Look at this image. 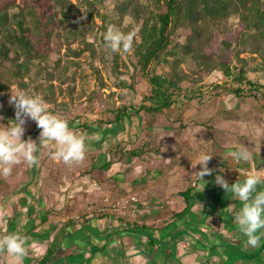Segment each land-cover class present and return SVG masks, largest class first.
I'll use <instances>...</instances> for the list:
<instances>
[{
	"label": "crops",
	"instance_id": "obj_1",
	"mask_svg": "<svg viewBox=\"0 0 264 264\" xmlns=\"http://www.w3.org/2000/svg\"><path fill=\"white\" fill-rule=\"evenodd\" d=\"M169 111L174 115L169 123L178 129L153 128L162 131L160 140H169L160 154L144 143L140 157H116L108 170H101L109 150L125 141L120 135L126 133L118 140L99 134V141L85 140L80 162L65 164L53 158L54 143L42 149L38 144L35 165L20 163L8 177L0 176V236L19 232L27 238L29 253L23 264H38L50 250L51 264H264V249L259 253L264 237L257 247L248 246L227 210L229 205L239 209L241 202L215 182L217 174L229 184L249 173L264 174L262 130L250 135L252 143L246 145L253 159L237 164L228 154L243 143L227 140L218 146L215 136L194 125L195 116L187 111L181 115L178 107ZM136 122L127 130L134 142ZM38 140L39 135L34 138ZM201 153H213L208 163L212 174L203 181L196 173L200 166H192ZM187 188L203 194L185 213L186 203L179 194ZM257 190L264 191V184ZM105 194L134 195L137 201L115 215L84 216ZM250 255L255 258L249 260ZM0 264H11L3 251Z\"/></svg>",
	"mask_w": 264,
	"mask_h": 264
},
{
	"label": "trees",
	"instance_id": "obj_2",
	"mask_svg": "<svg viewBox=\"0 0 264 264\" xmlns=\"http://www.w3.org/2000/svg\"><path fill=\"white\" fill-rule=\"evenodd\" d=\"M78 1L90 8L105 1L112 5L108 12L98 15L102 22L98 46L110 57L113 74L122 75L118 72L119 53H112L103 42V34L109 25H116L125 33L138 29L139 42L134 41L136 72L144 76L151 63L170 66L167 76L154 75L149 78L150 94L144 98L149 106L132 109V113L125 108L117 110L114 121L108 123L109 128L100 131L102 139L115 138L119 133H125L130 127L131 119L135 122V117L140 112L162 115L171 107H178L191 100L193 94L184 90L182 83L197 85L201 89L214 72L222 73L225 81L233 82V85L228 82L215 85L214 88L220 94L223 92L236 99L252 97L264 105V93L260 94L264 87L247 78V63L240 58L248 48V52L257 54L262 60L261 68L248 71L264 69V0ZM87 14L89 18L92 17L88 12ZM231 18H237L238 24L228 30L223 29ZM180 30L185 35L184 43L172 45V35ZM85 35L82 14L70 0H34L22 7L15 0H0V100L2 93L7 94L13 85L26 90L30 84L35 83L36 92H41L42 98L52 104L57 88L50 83L44 89L41 86L54 79L64 83L66 67L61 65V58L50 64L48 56L53 51L59 53L63 45L67 46V56H79L87 51L85 49H89L90 54L94 55L93 46L85 42L86 47L79 52L70 48V44L78 39L85 41ZM167 57H172L173 60L169 61ZM233 59L240 63V67H232ZM184 63L190 69L189 73L180 67ZM95 72L102 88L105 83L100 72ZM236 84L240 87L234 88ZM136 123L139 126V122ZM69 127L72 129V126ZM87 129L91 131L90 128ZM141 153L143 151L131 150L118 142L109 150V159L101 170H108L116 157L135 158L140 157ZM202 194L194 192L193 188H187L179 194L186 203L185 213L190 211L195 198ZM145 229L143 227L140 230ZM262 249L264 242L259 253ZM52 254L50 250L38 264H51ZM248 257L249 260L255 258L251 255Z\"/></svg>",
	"mask_w": 264,
	"mask_h": 264
},
{
	"label": "rangeland",
	"instance_id": "obj_3",
	"mask_svg": "<svg viewBox=\"0 0 264 264\" xmlns=\"http://www.w3.org/2000/svg\"><path fill=\"white\" fill-rule=\"evenodd\" d=\"M33 1L15 0L16 4L21 7ZM70 1L78 6L82 14L83 30L86 32L85 41L78 39L70 44V48L79 52V50L86 47L85 42L93 46L94 55L90 54L89 49H85L87 51H84L79 56L73 54L67 56L66 45L62 46L59 53L56 51L51 52L48 56V62L54 64L58 58H61V65L66 67V76L64 77V83H60L54 79L53 81L45 82L41 87L44 89L47 83H50L57 88L53 103L49 104L46 102L51 112L66 119L77 134L87 136L85 140H90V142H93V140L99 141L100 131L102 132L106 128H109L108 123L114 121L117 110L120 111L125 108L132 113V109L138 110L141 106H149V103L144 100L150 94L149 78L154 75L167 76L170 66L167 64L155 65L151 63L147 67L144 76L136 72L134 67V41L139 42V39L137 36L138 29H134L132 31L134 34L132 49L128 52H124L123 50L118 52L120 55L118 72L122 75L117 76L113 74V64L110 57L105 55L104 50L98 46L99 27L102 24L101 18L98 15L108 12L112 8V5L109 1H105L90 8L87 4L78 0ZM87 12L92 17L89 18ZM237 24L238 19L231 18L224 24L223 29L228 30ZM184 40L185 35L182 30L175 31L172 35V45H176L177 43L183 44ZM246 49V52L242 53L240 58L244 59L247 63V69L255 70L261 68V58L255 53L248 52V48ZM167 60L171 61L173 58L167 57ZM231 64L234 68L240 67V63L234 61V59ZM180 67L189 73L190 69L185 63L181 64ZM234 68L233 70H235ZM95 70L100 72L105 83L102 88H100ZM248 70L247 78L252 82L260 83L264 87V69H259L260 71L257 72H249ZM54 73L57 74V71ZM225 82L233 85L232 80L225 81L222 73L214 72L204 82L201 89H198L199 86L197 85L193 86L186 82L182 83L181 87L184 90L187 89L190 95L193 94V97L191 100L179 105L178 110H182L181 115L184 111H187L189 113L188 116H195L198 121L194 125L206 129L212 137L215 136L218 146L223 142L228 143L227 140H231L229 143H234L233 141L237 140L235 142L250 145L252 143L250 135L258 134V131L262 130L264 137V105L260 101H255L252 97L236 99L232 95H224L223 92L220 94L219 90L214 88V86L223 85ZM35 85V83L30 84L26 90L13 85L11 91L7 94L2 93V99L0 100V127L6 126L11 123L10 120L15 119V109L9 103L11 94L24 91L28 95L42 97L41 92H36L34 89ZM234 86V88L240 87L237 84ZM263 93L264 90L262 89L260 94ZM181 94H184V92ZM176 107L174 106L173 108L175 109ZM169 110L164 111L162 115L140 112L135 117V120L139 122V128L135 131L138 134V140L135 139L134 142V139L128 135L127 131L125 132L126 136H121V133H119L120 141L125 138V141H122L123 146L125 145L131 150L135 148V151H139L142 144L145 143L152 153L160 154L166 148V143L169 140H164L163 138L160 140L159 134L162 131H153V128L170 126V128L175 129L178 126L169 123L171 122L169 118L174 117L173 113ZM132 121L131 119V124L133 123ZM86 126L91 131H88ZM24 128L25 133L23 138L26 137L27 139L31 138L34 140L36 136L40 135L38 127L31 119L26 118ZM179 130L182 133L183 129L179 128ZM220 131L225 132V135L218 137ZM117 136L118 140L119 136ZM142 141L143 143H141ZM42 148L44 147L41 146Z\"/></svg>",
	"mask_w": 264,
	"mask_h": 264
},
{
	"label": "clouds",
	"instance_id": "obj_4",
	"mask_svg": "<svg viewBox=\"0 0 264 264\" xmlns=\"http://www.w3.org/2000/svg\"><path fill=\"white\" fill-rule=\"evenodd\" d=\"M134 34L121 31L116 25H109L103 34V42L112 53L121 50L128 52L133 47ZM9 103L15 109V119L0 127V176L8 177L13 166L25 163L29 167L37 163L35 153L38 148L48 143L56 145L54 159L62 160L65 164L80 162L85 157V136L77 134L69 127L68 121L49 110L46 101L38 95H28L24 91L11 94ZM27 119L35 122L40 129L38 142L31 138L23 139ZM194 138V135H193ZM213 153H201L193 167L199 165L196 173L199 179L212 174L208 167ZM228 158L234 163H247L253 159L248 146L236 144L229 152ZM215 182L225 193H230L233 200L241 202L236 209L229 205L227 210L232 213L238 231L247 238L250 247H257L264 237V191H258L259 185L264 184V174L249 173L242 182L229 184L222 175L215 176ZM27 238L19 232L7 233L0 236V251L11 258V264H23L29 253Z\"/></svg>",
	"mask_w": 264,
	"mask_h": 264
},
{
	"label": "built area",
	"instance_id": "obj_5",
	"mask_svg": "<svg viewBox=\"0 0 264 264\" xmlns=\"http://www.w3.org/2000/svg\"><path fill=\"white\" fill-rule=\"evenodd\" d=\"M137 198L134 195H126L113 198L111 194H105L97 206L89 207L84 216H107L115 215L135 204ZM81 216H75V220H80Z\"/></svg>",
	"mask_w": 264,
	"mask_h": 264
}]
</instances>
